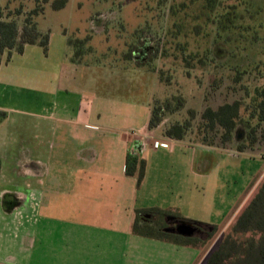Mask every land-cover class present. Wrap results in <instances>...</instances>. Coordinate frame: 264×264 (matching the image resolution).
<instances>
[{
	"label": "crops",
	"instance_id": "1",
	"mask_svg": "<svg viewBox=\"0 0 264 264\" xmlns=\"http://www.w3.org/2000/svg\"><path fill=\"white\" fill-rule=\"evenodd\" d=\"M31 47L0 65V110L8 113L0 122V264H198V247L132 232L136 212L156 208L140 194L149 156L161 173L163 158L185 148L183 140L165 137L162 125L147 129L150 107L144 117L137 100L125 98L136 90L128 70L52 62ZM31 65L35 111L18 109L15 123L11 104L26 106L27 97L14 89ZM107 76L127 94L103 97L113 86ZM155 141L165 146L154 148ZM130 152L146 162L138 187L125 175Z\"/></svg>",
	"mask_w": 264,
	"mask_h": 264
},
{
	"label": "rangeland",
	"instance_id": "2",
	"mask_svg": "<svg viewBox=\"0 0 264 264\" xmlns=\"http://www.w3.org/2000/svg\"><path fill=\"white\" fill-rule=\"evenodd\" d=\"M28 1L2 0L0 7L8 5L12 10L23 4L26 11L32 6ZM213 4L210 15L206 0H67L63 9L53 11L46 6L44 14L36 18L38 28L50 34L47 53L31 47L52 62L63 57L64 63H102L128 70L136 90L125 98L137 100L144 117L153 99L182 96L184 109L167 115L162 127L184 121L188 110L195 112L191 131L179 143L185 148L163 158L161 173L158 162L149 156V181L140 194L148 193L156 208L165 207V196L170 208L159 209L203 225L205 234L196 236L200 241L198 264L205 263L264 178V122L256 134L257 142L243 152L236 148L238 136L226 148L205 146L195 138L206 107L216 109L241 100L239 114L246 119L254 89L264 84V0H214ZM230 6L235 9L230 11ZM225 11L230 14L224 15ZM68 39H86L85 48L90 49L75 56L79 48L68 45ZM129 53L132 56L125 58ZM31 54L29 51L27 59ZM74 57L78 61L72 62ZM150 58L163 83L156 72L134 65V61ZM33 69V65L25 67L27 77L14 89L27 97L26 106L19 101L11 104L16 109L11 112L15 123L18 109L26 114L35 111L29 104L35 87ZM107 79L113 86L101 96L127 94L115 87L118 78ZM27 126H31L29 120ZM205 225L216 228L211 238L207 236L210 227Z\"/></svg>",
	"mask_w": 264,
	"mask_h": 264
},
{
	"label": "trees",
	"instance_id": "3",
	"mask_svg": "<svg viewBox=\"0 0 264 264\" xmlns=\"http://www.w3.org/2000/svg\"><path fill=\"white\" fill-rule=\"evenodd\" d=\"M213 1L206 0L210 15L213 13ZM32 6L26 11L24 5L19 4L10 10L8 5L0 7V65L3 60L9 62L12 54H22L26 46H38L46 54L48 51L50 34L49 31H42L38 28L36 18L42 16L48 6L53 11L63 9L67 0H29ZM230 11L235 6H230ZM237 10V9H236ZM225 11L224 15H229ZM220 12H217V15ZM213 15V17L215 16ZM86 39L67 40L68 45L79 48L76 55H84ZM77 45V46H76ZM137 45V44H136ZM125 58L132 54H125ZM75 58H71L74 62ZM79 58H76L78 61ZM132 59V57L130 58ZM152 58L149 60L134 61V65L146 71L156 72L159 83H163L162 77L152 65ZM218 66H227L225 63ZM264 81V76H263ZM249 96L248 93L245 94ZM241 100L232 103H225L211 109L206 107L200 115V122L196 127L195 138L202 145L226 148L234 136H238L236 148L238 152L249 149L257 142L261 123L264 122V84L261 88H255L250 98V109L246 119L241 118L239 110L242 107ZM185 107V100L182 96H171L162 101L153 99L150 107L147 129L153 130L163 125L167 115L179 112ZM188 118L182 122H174L163 127V135L173 140H183L192 129V120L195 116L193 110L187 111ZM8 116L6 111L0 110V122ZM252 121L255 123L252 124ZM261 137L264 138V129L261 130ZM146 162L137 153H129L126 156L125 175L136 178L138 187L144 180ZM1 171V160H0ZM143 215L155 217V221H148L152 225L141 224ZM167 219L176 221L184 220L180 217L169 214L168 211L159 208H150L144 211H137L132 224V232L143 237L168 240L172 243L184 246L198 247L200 241L196 236L182 237L164 231V222ZM201 225V224H200ZM203 226V225H202ZM210 232L207 236L211 238L216 233L214 226H209ZM212 230V231H211ZM202 243V242H201ZM199 248V247H198ZM204 264H264V178L257 188L250 201L241 210L239 215L231 224L229 230L223 234L218 244L207 255Z\"/></svg>",
	"mask_w": 264,
	"mask_h": 264
},
{
	"label": "water",
	"instance_id": "4",
	"mask_svg": "<svg viewBox=\"0 0 264 264\" xmlns=\"http://www.w3.org/2000/svg\"><path fill=\"white\" fill-rule=\"evenodd\" d=\"M174 224V226L165 228L164 231L188 238L196 236L200 231V226H202L199 223L186 220H175Z\"/></svg>",
	"mask_w": 264,
	"mask_h": 264
},
{
	"label": "flooded vegetation",
	"instance_id": "5",
	"mask_svg": "<svg viewBox=\"0 0 264 264\" xmlns=\"http://www.w3.org/2000/svg\"><path fill=\"white\" fill-rule=\"evenodd\" d=\"M142 220H147V221H151V220H153V221H155V217H153V216H145V215H143L142 217H141V221ZM175 220L174 219H168L167 221H165L163 224H164V228H167V227H170V226H174L175 224ZM203 234H205L204 233V231H203V229H202V226H200V231L198 232V234L196 235V236H202Z\"/></svg>",
	"mask_w": 264,
	"mask_h": 264
},
{
	"label": "built area",
	"instance_id": "6",
	"mask_svg": "<svg viewBox=\"0 0 264 264\" xmlns=\"http://www.w3.org/2000/svg\"><path fill=\"white\" fill-rule=\"evenodd\" d=\"M153 145L155 148H158L159 146H165V144L159 143L158 141H155Z\"/></svg>",
	"mask_w": 264,
	"mask_h": 264
}]
</instances>
